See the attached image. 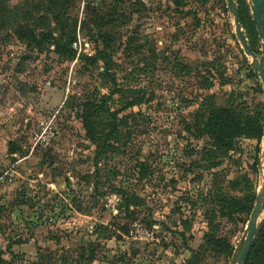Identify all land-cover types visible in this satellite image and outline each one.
I'll return each instance as SVG.
<instances>
[{
    "label": "rangeland",
    "instance_id": "rangeland-1",
    "mask_svg": "<svg viewBox=\"0 0 264 264\" xmlns=\"http://www.w3.org/2000/svg\"><path fill=\"white\" fill-rule=\"evenodd\" d=\"M76 1L69 18L77 54L69 61L47 42L16 36L26 23L41 27H33L39 41L57 32L45 0H0L7 8L0 13V257L60 264L84 246L82 264H230L229 245L235 249L250 214L230 216L228 209L241 205L250 187L257 194L264 166V87L227 1L123 0L117 8L111 0ZM233 3L249 47L262 57L250 0ZM25 11L32 20L16 14ZM100 33H110L115 85L102 61L79 59L102 48ZM102 96L113 111L123 109L120 117L135 116L121 129L131 154L109 168L102 162L97 172L77 106ZM129 101L136 103L127 109ZM204 103L232 105L243 128L213 168L200 156L214 147L207 135L213 127L206 119L193 123ZM138 160L148 167L144 178ZM120 190L139 200L127 206ZM262 248L253 264H264Z\"/></svg>",
    "mask_w": 264,
    "mask_h": 264
},
{
    "label": "trees",
    "instance_id": "trees-1",
    "mask_svg": "<svg viewBox=\"0 0 264 264\" xmlns=\"http://www.w3.org/2000/svg\"><path fill=\"white\" fill-rule=\"evenodd\" d=\"M45 12L46 14L52 16L50 20H54L55 27L57 28V32H55L53 35L52 33H49L47 35L39 34V36L42 37V39L39 41L38 36L36 35L35 31L36 28H41L37 26H31L29 23H26L24 25H20L19 29L16 31V36L20 38V40H23L25 42H28L29 44L36 43V45H41L43 42H47V44L51 47H54V50H56V53H58L59 56H65L67 60L73 61L76 57V51L73 49V44L75 40L71 37V34L73 33V30L75 31V27L71 19L69 18V10H71L75 4L76 0H45ZM111 7L117 8V5L121 4H127V2L123 0H111ZM2 5V3L0 2ZM0 5V13H2L3 17L7 11V8H1ZM41 4H39L40 6ZM100 8L106 9V5L104 2L102 4H99ZM115 6V7H113ZM35 7V6H34ZM109 7V6H108ZM107 7V8H108ZM35 9V8H34ZM38 9V5H37ZM35 9V10H37ZM90 10H93L95 12H102L96 9L95 7L89 8ZM240 17V21L242 22V16L239 11H237ZM16 14L22 18L21 20H32L31 13L29 11L25 12H16ZM42 23L45 24L44 27H42L44 30L48 27V21L46 19H42ZM41 23V26H43ZM92 26L94 27L95 24L93 22ZM50 24V22H49ZM83 29H85V21L82 22ZM30 26V27H29ZM29 27V28H28ZM72 29V30H71ZM44 37H43V36ZM110 36V33H100L99 38H97L96 44H102V48L100 46L96 47V54L93 56H86L82 55L81 61L88 63L89 65L96 64L99 61H102L105 66V71L109 76H112V82H114V85L116 83L115 75L111 72L114 68L117 67V65L114 63V50L112 45H110V41L107 39V37ZM250 49L255 52L251 47ZM256 53V52H255ZM257 54V53H256ZM109 102V98L102 96L100 98H97L95 100H92L91 98L86 97L85 99L80 100L79 105L77 108L80 112V119L82 120L83 127L86 133V139L95 147V158H94V166L97 169V172H100L101 169L99 166L105 165L107 168H109L110 162L114 160L115 157L120 156L121 158H125L128 154H131V141L129 136H127V133H123L121 129L127 126V118L130 117L131 119L134 118L135 115L131 116H123L120 117L121 111L115 110L113 111L111 108L107 106V103ZM235 102V101H234ZM129 105L127 109L133 108L135 106L136 102H128ZM210 104V103H209ZM208 104L204 103L200 106V109L196 112L193 123L195 121H200L202 119H206V123L213 127V131L211 133H208L207 135L210 136V138L213 139V148H209L208 146H205L202 148L200 152L201 161L204 163H207L210 165V168H213V161L214 159H218L221 156H225L230 149H232L231 144L229 142V139L231 137H235L238 134H241L242 132V122L236 119V111L234 112V108L232 105L229 108H220L215 109L214 107L208 108ZM132 133H130L131 135ZM133 144V143H132ZM210 162V163H209ZM136 166L138 169V172L140 174L143 173V178L148 173V167L145 166V163L140 162L138 160L136 162ZM111 171V169H109ZM121 175L120 171H116L114 176ZM90 178V177H88ZM95 186H99L98 180L95 183ZM120 196H123L126 198V205L130 206V204H135L137 202L138 196L137 195H129L127 192L120 190L118 192ZM128 198V199H127ZM256 200V193H253L252 188L248 190V194L243 200V203L241 205H236V203H232V206H234V209L230 208L228 209V214L232 216L234 213H240L245 212L251 214V211L253 209V206L255 204ZM18 202L16 206H22L27 205L31 203H26V201H16ZM210 203L214 204L216 208L223 209L224 206L220 202L218 197L211 196ZM11 206H15V202L11 203ZM233 210V211H232ZM4 214V207L0 208V219L3 217ZM220 242V241H219ZM217 242V243H219ZM262 246H264V227L262 228L259 237L254 243V246L251 250L249 259L247 264H253L258 254H262ZM84 251L85 247L82 246L79 249L75 250L76 255L78 256L77 259L71 257L68 258H62L60 264H82L81 261H85L84 257ZM229 255H232L234 252L233 247H230L228 249ZM12 257H15L13 253H10ZM41 260L48 259L46 256H39ZM0 264H10L7 260L0 257ZM35 264V263H34ZM37 264V263H36ZM39 264H45L39 263ZM125 264V263H124Z\"/></svg>",
    "mask_w": 264,
    "mask_h": 264
},
{
    "label": "water",
    "instance_id": "water-1",
    "mask_svg": "<svg viewBox=\"0 0 264 264\" xmlns=\"http://www.w3.org/2000/svg\"><path fill=\"white\" fill-rule=\"evenodd\" d=\"M228 7L231 9L234 16L235 23V34L241 45L244 54L252 59V66L257 70L261 82L264 87V0H250L252 19L258 31L259 39L262 47V57L253 52L242 31V24L240 21L239 14L233 3V0H226ZM264 165V164H263ZM264 213V166L259 176V188L256 194L255 204L250 214L248 225L245 229L244 235L236 245L230 264H247L251 250L257 240L260 231L264 225V221L260 220Z\"/></svg>",
    "mask_w": 264,
    "mask_h": 264
}]
</instances>
